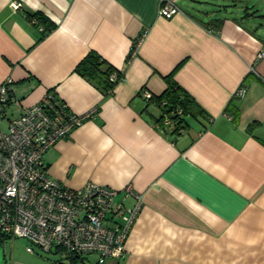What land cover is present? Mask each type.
Wrapping results in <instances>:
<instances>
[{
    "label": "crops",
    "instance_id": "crops-1",
    "mask_svg": "<svg viewBox=\"0 0 264 264\" xmlns=\"http://www.w3.org/2000/svg\"><path fill=\"white\" fill-rule=\"evenodd\" d=\"M178 5L166 18L159 0H0L6 118L51 88L73 113L93 111L43 161L69 187L141 194L125 256L104 264H264V0ZM37 10L57 24L40 41L27 18ZM90 50L124 72L111 95L73 71ZM171 73L206 112L173 137L155 128L160 108L142 94H161Z\"/></svg>",
    "mask_w": 264,
    "mask_h": 264
},
{
    "label": "built area",
    "instance_id": "built-area-1",
    "mask_svg": "<svg viewBox=\"0 0 264 264\" xmlns=\"http://www.w3.org/2000/svg\"><path fill=\"white\" fill-rule=\"evenodd\" d=\"M179 1L159 0V15L170 18L181 12ZM137 46L133 45L131 57ZM245 91L241 86L234 95L242 97ZM12 93L9 76L0 83V242L13 245L22 238L28 253L53 251L65 259L76 256L85 261L95 255V262L88 259L92 264L123 258L126 240L142 208L141 194L132 184L121 190L92 181L69 187L50 177L43 161L45 153L93 111L73 113L64 101L47 92L39 102L8 119L5 113ZM142 94L146 100L153 97L145 89ZM170 121L165 113L153 125L164 132ZM128 196L136 201L131 207L125 203Z\"/></svg>",
    "mask_w": 264,
    "mask_h": 264
},
{
    "label": "trees",
    "instance_id": "trees-1",
    "mask_svg": "<svg viewBox=\"0 0 264 264\" xmlns=\"http://www.w3.org/2000/svg\"><path fill=\"white\" fill-rule=\"evenodd\" d=\"M27 18L33 21L35 26L41 28L38 41L42 40L57 26L52 19L40 10L27 12ZM73 71L98 88L104 96L111 95L116 85L124 79V72L116 68L96 50H90L86 53L76 64ZM114 73L117 75L115 78H112ZM165 78L167 81V88L161 94H154L151 99L147 100V103H154L160 108V114L155 117L154 123L163 119L165 113L169 115L171 123L168 127H165L162 133L173 137L188 130L190 118L206 117V112L197 103L195 98L174 80L172 73ZM47 92H51L59 101H63L57 95L54 88L49 89ZM163 101H165L164 105L161 104ZM257 123V121L250 123L247 126V130H252ZM0 245H3V242H0ZM69 260L70 261L67 263H62L60 261L59 263L80 264L81 260L84 261L83 258L76 256L71 257Z\"/></svg>",
    "mask_w": 264,
    "mask_h": 264
},
{
    "label": "rangeland",
    "instance_id": "rangeland-1",
    "mask_svg": "<svg viewBox=\"0 0 264 264\" xmlns=\"http://www.w3.org/2000/svg\"><path fill=\"white\" fill-rule=\"evenodd\" d=\"M190 121L193 122V120ZM26 244V240L22 238H17L14 241L13 245H11V242H7L3 245H0V264H12L15 261L18 262V264H40L44 261H48L51 264H61L59 263V261L62 263H67L70 261L69 259H65L60 254L54 253L53 251L43 252L39 249H36L35 254L28 253L25 250ZM88 259L92 262H95L96 256L91 255L90 257L85 259V262L81 260L80 264L89 263Z\"/></svg>",
    "mask_w": 264,
    "mask_h": 264
}]
</instances>
